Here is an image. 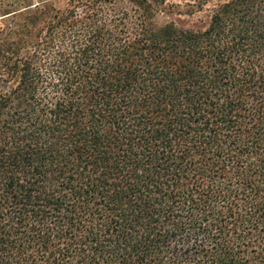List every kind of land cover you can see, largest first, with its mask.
Returning a JSON list of instances; mask_svg holds the SVG:
<instances>
[{
    "label": "trees",
    "instance_id": "16d2710c",
    "mask_svg": "<svg viewBox=\"0 0 264 264\" xmlns=\"http://www.w3.org/2000/svg\"><path fill=\"white\" fill-rule=\"evenodd\" d=\"M3 1L0 264H264V0Z\"/></svg>",
    "mask_w": 264,
    "mask_h": 264
},
{
    "label": "rangeland",
    "instance_id": "374dc122",
    "mask_svg": "<svg viewBox=\"0 0 264 264\" xmlns=\"http://www.w3.org/2000/svg\"><path fill=\"white\" fill-rule=\"evenodd\" d=\"M40 0H33L38 2ZM51 2L57 9L67 6L68 0H41ZM226 0H151V4L161 3L159 10L151 18L157 25L174 23L182 29H202L209 21L212 8ZM11 3L14 7L24 6L26 0H4L3 4ZM9 19V18H8Z\"/></svg>",
    "mask_w": 264,
    "mask_h": 264
}]
</instances>
